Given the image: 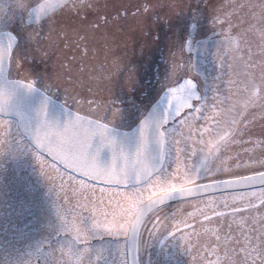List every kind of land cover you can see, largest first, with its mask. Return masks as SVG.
<instances>
[{
  "label": "snow or ice",
  "instance_id": "obj_1",
  "mask_svg": "<svg viewBox=\"0 0 264 264\" xmlns=\"http://www.w3.org/2000/svg\"><path fill=\"white\" fill-rule=\"evenodd\" d=\"M17 4L31 17L28 35L40 56L47 57L49 51L68 47L73 35L81 41L85 39L79 31L70 33L53 26L57 10L67 8L79 14L90 7L82 0H43L35 8H29L23 0H17ZM246 7L256 10L250 13L255 22L242 28L237 36L232 34V23L227 19L231 13L221 9L210 13L212 27L219 36L214 58L220 69L216 78L218 87L210 99L202 98L195 78H189L198 75L191 60L181 62L185 48H189L188 41L171 53L165 110L154 125L161 158L166 150H174V167L168 179L156 175V163L147 155L153 122L146 120L142 124L135 152L124 151L109 135L105 122L109 114L112 118L118 115L112 98L97 99L98 89L94 85L89 88L91 99H78L77 86H83V81L61 63L64 76L68 77L64 88L76 105V114L63 127L41 120L32 135L42 151L37 156L41 170L51 181L58 180L57 186L64 193L65 231L74 243L83 246L82 251L71 246L61 249L63 264H81L93 232L126 242L140 229L149 228L152 232L170 230V235L179 236L193 264L198 258L199 264H264V171L257 170L264 169V153L259 159L231 154V145L245 143L240 138L244 132L241 124L247 123L242 118L248 108L255 107L264 116V0ZM147 8L145 5L146 11ZM98 20L88 21L82 27L94 28ZM43 21L47 23V31L41 33L39 25ZM225 22L228 29L223 27ZM249 33L258 39H249ZM13 40L9 35L7 45L0 46V71L13 62ZM122 68L123 61L114 58L110 69L100 65L99 73L90 74L89 83L106 79V90L111 94V76ZM131 77L129 71L128 79ZM25 86L31 89L32 81L28 80ZM6 100L0 91V111ZM250 115L255 119L256 113ZM169 121L174 127H168ZM10 132L9 121L0 118V142ZM97 137L100 144L93 151V140ZM102 147L112 152L108 165L98 162ZM197 156L200 164L194 168L192 159ZM244 171L250 174H242ZM173 195L184 203L206 199L197 210L203 221L193 227L190 221L197 213L173 212L165 218L163 206ZM188 197L191 200L185 199ZM225 220L227 231L222 227ZM125 254L122 251L121 255ZM212 256L215 260L210 259Z\"/></svg>",
  "mask_w": 264,
  "mask_h": 264
},
{
  "label": "rangeland",
  "instance_id": "obj_2",
  "mask_svg": "<svg viewBox=\"0 0 264 264\" xmlns=\"http://www.w3.org/2000/svg\"><path fill=\"white\" fill-rule=\"evenodd\" d=\"M40 1L23 0L29 8ZM82 2L90 7L79 14L67 8L59 10L53 17V26L63 27L70 33L79 31L85 39L81 41L73 35L68 47L61 46L60 51H49L47 57H42L29 39L31 28L24 24V8L18 6L17 0H0V32L10 31L17 38L8 78L25 83L31 80L34 87L76 112V105L64 88L68 77L64 76L60 67L63 63L65 69L71 68L72 75L79 76L83 81V86H77V98L91 99L89 88L95 85L98 89L96 98H112L118 108V115L112 118L109 114L105 122L113 128L127 130L165 88L171 53L189 36L191 23L195 25L194 34L191 35L192 53H183L181 62L191 60L198 75L189 78H195L200 96L210 99L218 87L216 78L220 71L214 58L219 36L212 27L210 13L213 9L231 13L227 19L231 20L232 34L237 36L242 28H248L255 22L250 13L256 10L246 5L258 3L259 0ZM145 5L148 6L147 11ZM96 18L99 20L94 28L82 27V24ZM221 19L225 20V17ZM223 27L228 29L227 22ZM39 28L41 33L46 32V21ZM249 39H258V36L249 33ZM114 58L123 61V68L117 75L113 73L111 76L110 94L106 90V79L101 78L98 83H89V80L90 74L99 73L100 65L110 69ZM129 71L132 73L130 80ZM250 113H256L255 119ZM2 119L9 121L11 132L0 142V264H63L61 249L71 246L76 251H82L83 246L74 243L65 231L62 219L64 193L57 186L59 181H51L41 170L37 159L39 154L20 135L16 123L11 119ZM242 120L247 121L241 124L244 132L240 138L245 143L231 145V154L235 156L239 153L242 158L251 156L259 159L264 153V116L259 114V109L249 107ZM199 164V156L194 157L193 167ZM173 167L174 150H166L164 164L156 175L168 179ZM242 174L250 173L244 171ZM206 202L205 199L168 205L163 207L162 215L168 218L173 212L178 215L197 213L190 223L199 224L202 217L197 210ZM227 223V220L223 221L224 231H227ZM88 224L86 219L85 225ZM216 226L221 227L220 223ZM168 231L139 230L136 245L138 264H193L192 256L179 236L157 250L159 238ZM87 248L89 251L82 257L81 264H126L125 255H121L122 251L125 252V241L119 238L93 232ZM196 264H199V258Z\"/></svg>",
  "mask_w": 264,
  "mask_h": 264
},
{
  "label": "water",
  "instance_id": "obj_3",
  "mask_svg": "<svg viewBox=\"0 0 264 264\" xmlns=\"http://www.w3.org/2000/svg\"><path fill=\"white\" fill-rule=\"evenodd\" d=\"M39 2L31 8L37 7ZM58 11V10H57ZM31 17L26 13L24 18V24L26 26L30 25ZM195 26L191 25L189 27V35L194 33ZM9 35L14 37L13 48L17 42L15 36L9 31H3L0 33V46H6L8 43ZM186 41L189 43V48H185L184 53L189 55L192 53V39L189 36ZM8 64H5L3 70L0 71V89L7 92V100L3 105V110L0 111V117L10 118L16 121L17 127L21 135L26 139V141L39 153L42 155L41 149L35 144L32 133L35 131L41 120H45L53 125L63 127L64 124L71 119L76 113L64 107L60 103L54 101L50 97L46 96L43 92L35 87L31 89L27 88L26 83L9 80L7 78ZM165 93L166 89L162 91L156 101L150 106L145 115L140 119V121L130 130L122 131L114 129L108 126V133L113 137L117 143V146L122 148L128 153H134L138 144L140 143V128L146 120H151L153 122V127L149 132V142L147 146V155L152 158L153 162L156 163V174L162 167L163 158H161V148L157 142L158 131L155 128V122L159 120L165 110ZM199 94V91H198ZM169 123H172L169 121ZM100 144L99 138H94L93 148L95 151L96 147ZM98 162L101 165H108L112 160V152L107 147L100 148L99 154L97 156ZM209 194H202V196H207ZM186 200L191 199L190 197L185 198ZM181 199L177 195H173L165 205L179 202ZM164 205V206H165ZM138 231L125 242L126 248V262L127 264H138L136 258V242H137ZM165 236L161 243L164 242L168 237Z\"/></svg>",
  "mask_w": 264,
  "mask_h": 264
},
{
  "label": "flooded vegetation",
  "instance_id": "obj_4",
  "mask_svg": "<svg viewBox=\"0 0 264 264\" xmlns=\"http://www.w3.org/2000/svg\"><path fill=\"white\" fill-rule=\"evenodd\" d=\"M255 128L258 129L259 127H255ZM263 171H264V170H263ZM179 203H180V202H179ZM174 204H177V203H174ZM213 219H215V218H213ZM202 221H203V220H201L200 223H201ZM191 224L193 225V227H195V224H197V223L192 222ZM169 231H170V230H169ZM169 231L166 232L165 234H163V235L159 238L158 243H157V250H161V249L164 247V245H165L170 239L176 237V235H170V236H169L164 242L161 243L162 239H163L166 235L169 234ZM242 255H243V254H241V256H242ZM210 259L215 260V256L210 257Z\"/></svg>",
  "mask_w": 264,
  "mask_h": 264
},
{
  "label": "clouds",
  "instance_id": "obj_5",
  "mask_svg": "<svg viewBox=\"0 0 264 264\" xmlns=\"http://www.w3.org/2000/svg\"><path fill=\"white\" fill-rule=\"evenodd\" d=\"M0 91H3V94L5 96V98L7 99V92H5L4 90L0 89Z\"/></svg>",
  "mask_w": 264,
  "mask_h": 264
}]
</instances>
